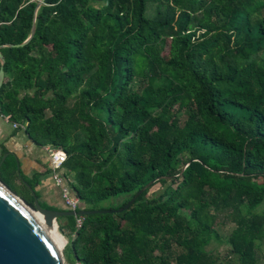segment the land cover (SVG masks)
I'll use <instances>...</instances> for the list:
<instances>
[{
  "label": "trees",
  "instance_id": "1",
  "mask_svg": "<svg viewBox=\"0 0 264 264\" xmlns=\"http://www.w3.org/2000/svg\"><path fill=\"white\" fill-rule=\"evenodd\" d=\"M38 2L0 0L1 111L66 153L81 210H114L57 219L67 264H262L264 0ZM6 153L34 207L39 174Z\"/></svg>",
  "mask_w": 264,
  "mask_h": 264
},
{
  "label": "water",
  "instance_id": "2",
  "mask_svg": "<svg viewBox=\"0 0 264 264\" xmlns=\"http://www.w3.org/2000/svg\"><path fill=\"white\" fill-rule=\"evenodd\" d=\"M47 0H39L35 18L38 9ZM36 32V23L34 22L31 35L21 44L28 43ZM15 44L0 45V87L5 79V63L6 59L1 51L4 46H14ZM7 155L2 159L5 161ZM1 163V164H2ZM18 174L21 176V167H18ZM155 181H152L145 188L135 194L128 203L118 209L117 212L127 210L134 201L139 198L142 193L147 190ZM35 197L34 207L29 205L24 199L12 191L0 179V264H65L64 246L60 242L53 239L47 230V227L38 219L28 207L23 203H27L36 212L45 217L48 223H53L59 231L57 219L62 216L83 215L84 217L93 214L112 213L114 210L104 211H87L78 210H50L44 209L37 198L35 191L28 185ZM9 188V190L7 189ZM23 201V202H22ZM60 233V232H59ZM61 234V233H60ZM63 237L64 235L61 234Z\"/></svg>",
  "mask_w": 264,
  "mask_h": 264
},
{
  "label": "crops",
  "instance_id": "3",
  "mask_svg": "<svg viewBox=\"0 0 264 264\" xmlns=\"http://www.w3.org/2000/svg\"><path fill=\"white\" fill-rule=\"evenodd\" d=\"M13 124L14 122L9 119L8 115L0 110V157L5 151L7 153L4 156L7 155V157L10 154H15L19 159L21 175L26 178L30 179L34 174H39L40 182L36 191L39 194L40 202L45 205L46 209L66 210L60 190L50 171L51 147L37 144L27 133L24 125L18 123L19 126L15 127ZM62 225L64 226V238L68 244L73 235L67 230L66 222H62Z\"/></svg>",
  "mask_w": 264,
  "mask_h": 264
},
{
  "label": "built area",
  "instance_id": "4",
  "mask_svg": "<svg viewBox=\"0 0 264 264\" xmlns=\"http://www.w3.org/2000/svg\"><path fill=\"white\" fill-rule=\"evenodd\" d=\"M1 110V106H0ZM15 127H18L19 124L14 122L13 124ZM67 159L66 153L61 150L60 148H50V171L52 178L58 186L60 190V196L63 200L64 205L68 210H72L74 212L81 210L80 209V201L79 199L72 193L69 184L66 182L63 176V164ZM84 223V216L83 215H76L75 216V228L81 229ZM81 264V263H76Z\"/></svg>",
  "mask_w": 264,
  "mask_h": 264
},
{
  "label": "rangeland",
  "instance_id": "5",
  "mask_svg": "<svg viewBox=\"0 0 264 264\" xmlns=\"http://www.w3.org/2000/svg\"><path fill=\"white\" fill-rule=\"evenodd\" d=\"M159 190H160V186H156V187L152 190L151 193H155L156 191H159ZM123 199H124L123 197H121V198H117V199H109V200H107V201H104V202L102 203V206L107 207V208L117 207V206L120 205V203L123 201ZM40 203H41V205H43V206L45 207V205H44L42 202H40ZM43 217H44V216H43ZM226 222H227L226 224L221 225V226L218 227L219 232L221 233V235H222L223 238L226 237V236H228V235L230 234L231 230L234 228V225H233V224H230L228 221H226ZM211 248H212V249H213V248H218L219 251H221L222 253L225 252V246L222 245V244L215 243V244H213V245L210 247V249H211ZM263 263H264V261H263ZM263 263H262V264H263Z\"/></svg>",
  "mask_w": 264,
  "mask_h": 264
},
{
  "label": "bare ground",
  "instance_id": "6",
  "mask_svg": "<svg viewBox=\"0 0 264 264\" xmlns=\"http://www.w3.org/2000/svg\"><path fill=\"white\" fill-rule=\"evenodd\" d=\"M9 190V188H7ZM23 202V201H22ZM28 209L32 212L33 215H35L38 219L42 221V223L47 227V230L52 235L53 239L60 242L61 246H64L66 243L65 238L59 233L57 230V226H55L53 223H48V221L41 215L40 213L36 212L32 207L28 206L27 203L23 202Z\"/></svg>",
  "mask_w": 264,
  "mask_h": 264
}]
</instances>
